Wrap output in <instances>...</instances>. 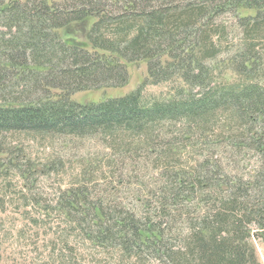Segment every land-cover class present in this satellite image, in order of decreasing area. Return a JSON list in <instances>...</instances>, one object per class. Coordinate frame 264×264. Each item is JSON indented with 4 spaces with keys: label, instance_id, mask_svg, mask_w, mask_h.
<instances>
[{
    "label": "trees",
    "instance_id": "16d2710c",
    "mask_svg": "<svg viewBox=\"0 0 264 264\" xmlns=\"http://www.w3.org/2000/svg\"><path fill=\"white\" fill-rule=\"evenodd\" d=\"M131 65L147 71L136 90L74 98L123 89ZM146 83L171 85L168 99L143 96ZM24 135L159 151L168 179L135 210L84 181L63 192L61 215L83 242L142 264H263L264 0H0V180L30 189L52 169ZM209 137L219 159L179 167L180 148Z\"/></svg>",
    "mask_w": 264,
    "mask_h": 264
},
{
    "label": "rangeland",
    "instance_id": "374dc122",
    "mask_svg": "<svg viewBox=\"0 0 264 264\" xmlns=\"http://www.w3.org/2000/svg\"><path fill=\"white\" fill-rule=\"evenodd\" d=\"M128 72L129 83L123 89L87 91L74 98L82 103H98L105 98L124 96L147 79L145 65H131ZM224 76L228 82L234 80L231 72L226 71ZM170 88L167 84L146 83L142 93L164 100L168 99ZM15 140L32 159L50 165L52 170L37 178L30 189L14 175L0 180V191L4 189L0 195V264H142L121 258L116 251L107 252L83 242L61 215L59 201L63 192L79 181H84L94 195L97 191L116 194L122 211L135 210L134 205L139 202L154 201L157 190L168 179L165 167L162 169L155 161L159 151L156 155L151 153V158L139 153L123 156L113 151L101 136L34 139L24 135ZM181 140L178 139V145ZM215 140L209 137L204 145L200 143L194 149L190 144L182 146L179 167H194L195 161L201 162L203 157L219 159L223 149L211 146ZM258 252L264 264V247L260 244ZM147 264L163 263L150 259Z\"/></svg>",
    "mask_w": 264,
    "mask_h": 264
}]
</instances>
